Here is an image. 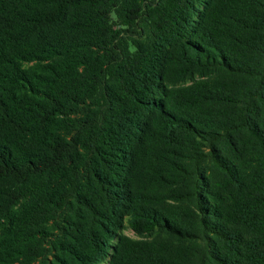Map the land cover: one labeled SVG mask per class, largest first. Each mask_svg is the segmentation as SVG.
<instances>
[{"label":"trees","instance_id":"trees-1","mask_svg":"<svg viewBox=\"0 0 264 264\" xmlns=\"http://www.w3.org/2000/svg\"><path fill=\"white\" fill-rule=\"evenodd\" d=\"M0 230V264H264V0H0Z\"/></svg>","mask_w":264,"mask_h":264},{"label":"rangeland","instance_id":"rangeland-1","mask_svg":"<svg viewBox=\"0 0 264 264\" xmlns=\"http://www.w3.org/2000/svg\"><path fill=\"white\" fill-rule=\"evenodd\" d=\"M125 234H126L127 236H129V237H133V236H134L133 233L130 232V231L125 232ZM0 237H2V232H1V230H0ZM47 246H49V242L47 243ZM48 258H49V259H52V258H53V257H52V254H49V255H48ZM38 264H39V263H38Z\"/></svg>","mask_w":264,"mask_h":264}]
</instances>
